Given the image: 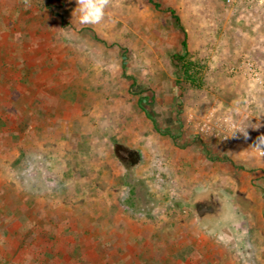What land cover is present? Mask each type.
<instances>
[{
  "label": "rangeland",
  "instance_id": "1",
  "mask_svg": "<svg viewBox=\"0 0 264 264\" xmlns=\"http://www.w3.org/2000/svg\"><path fill=\"white\" fill-rule=\"evenodd\" d=\"M156 1L0 0V264H264V0Z\"/></svg>",
  "mask_w": 264,
  "mask_h": 264
},
{
  "label": "clouds",
  "instance_id": "2",
  "mask_svg": "<svg viewBox=\"0 0 264 264\" xmlns=\"http://www.w3.org/2000/svg\"><path fill=\"white\" fill-rule=\"evenodd\" d=\"M76 7L74 12L78 14V20L81 24H99L105 15V9L108 6L109 0H75ZM264 127L259 122L246 124H232V136L237 134L242 136L245 140L249 139L248 129L258 130ZM252 150L260 158H264V133L256 137L253 143L247 150Z\"/></svg>",
  "mask_w": 264,
  "mask_h": 264
},
{
  "label": "trees",
  "instance_id": "3",
  "mask_svg": "<svg viewBox=\"0 0 264 264\" xmlns=\"http://www.w3.org/2000/svg\"><path fill=\"white\" fill-rule=\"evenodd\" d=\"M149 1H150V3L153 5V7H154L155 9H157V10H161L160 4H159L156 0H149ZM168 12H169L170 16L173 18L175 25H176L177 27L181 28L179 17H178L177 14L175 13V11L172 10V9H168ZM182 45H183V47H184V49H185V48H186V42H185V39L183 40ZM181 59H182V58H181ZM186 64H187L186 62H182V66L184 67V69H183V73H184V75H186V77L188 78V77H189V74H188V73H189V72H188L189 68L186 66ZM75 251H76V250H75ZM80 257H81V256H80ZM68 264H81V262H80L79 260H77V259L75 258L74 255H71Z\"/></svg>",
  "mask_w": 264,
  "mask_h": 264
},
{
  "label": "flooded vegetation",
  "instance_id": "4",
  "mask_svg": "<svg viewBox=\"0 0 264 264\" xmlns=\"http://www.w3.org/2000/svg\"><path fill=\"white\" fill-rule=\"evenodd\" d=\"M118 149H120V148L117 146L116 150H118ZM135 159H136V157H135ZM215 204L217 207L219 206L217 201L215 202ZM200 208H201L200 210L198 209V215H200V216H205V215H209V213H212V210H211L212 208H210V207L201 206Z\"/></svg>",
  "mask_w": 264,
  "mask_h": 264
}]
</instances>
